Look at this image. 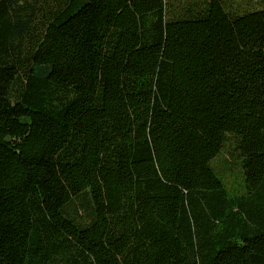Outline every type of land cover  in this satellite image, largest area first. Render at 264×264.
<instances>
[{"label": "trees", "instance_id": "1", "mask_svg": "<svg viewBox=\"0 0 264 264\" xmlns=\"http://www.w3.org/2000/svg\"><path fill=\"white\" fill-rule=\"evenodd\" d=\"M169 8L0 0V264H264V9Z\"/></svg>", "mask_w": 264, "mask_h": 264}, {"label": "rangeland", "instance_id": "2", "mask_svg": "<svg viewBox=\"0 0 264 264\" xmlns=\"http://www.w3.org/2000/svg\"><path fill=\"white\" fill-rule=\"evenodd\" d=\"M227 10L238 14L264 9V0H224ZM205 0H170V14H185V9L199 10ZM193 13V12H192ZM212 168L230 197H245L248 194L247 184L239 160L236 139L229 135L224 149L213 161ZM80 212V210H78ZM84 217V212H80Z\"/></svg>", "mask_w": 264, "mask_h": 264}]
</instances>
